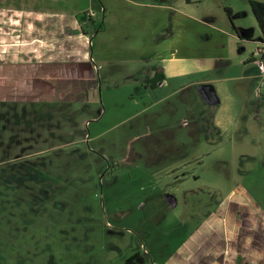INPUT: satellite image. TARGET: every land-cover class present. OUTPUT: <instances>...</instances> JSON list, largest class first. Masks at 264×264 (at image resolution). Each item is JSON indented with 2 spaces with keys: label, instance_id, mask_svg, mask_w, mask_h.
I'll return each mask as SVG.
<instances>
[{
  "label": "rangeland",
  "instance_id": "1",
  "mask_svg": "<svg viewBox=\"0 0 264 264\" xmlns=\"http://www.w3.org/2000/svg\"><path fill=\"white\" fill-rule=\"evenodd\" d=\"M105 1L120 12L95 16L106 32L90 34V89L34 104L0 100V264H125L135 254L138 264H162L235 202L264 215V51L253 55L263 43L253 41L262 33L251 0H167L164 13L146 8L158 0ZM155 13L184 18L172 31L216 56L217 68L152 88L148 69L160 59L122 63L139 54ZM204 19L228 34L203 42ZM161 26L159 37L171 34ZM202 84L218 105L202 100ZM38 116L29 132L24 120Z\"/></svg>",
  "mask_w": 264,
  "mask_h": 264
},
{
  "label": "crops",
  "instance_id": "2",
  "mask_svg": "<svg viewBox=\"0 0 264 264\" xmlns=\"http://www.w3.org/2000/svg\"><path fill=\"white\" fill-rule=\"evenodd\" d=\"M78 1L72 0L68 5L64 3L65 0H0V94L7 93V96L15 97L21 91L26 99L43 98L52 101L59 96L60 91L91 88L95 76L89 56L94 42L92 43L90 34L83 32L78 16L84 13L88 16V11L92 9L98 15L102 14L105 22L110 12L120 10L114 3V9L108 8L105 0H100L101 9L93 8V0H87L86 6L78 9ZM117 2L122 7L138 3L135 0ZM189 2L191 4L192 0ZM165 3L167 0H158L157 4H147L146 8H154L162 13L172 10ZM178 14L187 15L181 11ZM179 15H171L166 20L158 17L161 16L160 13H155L151 18L147 14L139 54L128 53L124 60L117 57L122 63L136 60L147 66L151 63L149 59H160L161 66L148 69L149 73H154L153 77L158 74L164 76V80L155 88L158 85H168L171 80L217 68V61H220L216 56L208 55V51L205 55L194 51L184 43L188 35L184 38L183 34L180 35L181 31H172L184 19ZM202 22L203 25L198 23V33H202L199 35L203 42L228 34L209 24L211 21L207 19ZM114 24L107 23L106 26L110 29L115 27ZM159 24H162L161 31L171 29V34L159 37L156 31ZM131 29L134 30L132 27ZM100 32H106V29L103 28ZM125 39L129 41L128 37ZM221 44L222 42L218 45ZM207 46L211 47L209 44L205 47ZM101 47L105 45L102 44ZM180 47H184L183 56L178 55ZM224 47L221 46L220 49ZM153 77L147 79L148 86ZM236 201L240 202L242 199ZM236 205V202L232 204L234 211L222 210L211 221L212 225L195 230L162 264H264V215L250 210L251 208L246 209L245 206L237 209ZM251 221L254 222L248 226Z\"/></svg>",
  "mask_w": 264,
  "mask_h": 264
},
{
  "label": "trees",
  "instance_id": "3",
  "mask_svg": "<svg viewBox=\"0 0 264 264\" xmlns=\"http://www.w3.org/2000/svg\"><path fill=\"white\" fill-rule=\"evenodd\" d=\"M250 5H251L253 15L257 21V24L260 28L261 33H262V36L254 39L253 41L261 42L264 44V2H261L258 0H251ZM94 7L101 9L100 4H96ZM226 11H227L228 17H229V19L233 25L231 9H226ZM78 21L82 27L83 32H87V34L99 33L102 30V27L104 25L103 24L104 22L100 23V22H97L95 20H92L91 18H89L87 16L86 13L78 16ZM233 27H234V25H233ZM86 28L88 29V31L84 30ZM234 31H235L236 35L238 36V38L241 40L240 35H239L238 31L235 29V27H234ZM163 80H164V76L162 74H158L155 77H153L151 80H149V83L151 84L150 86L152 88H155V86L157 84H159L160 82H162ZM137 258H138V255L135 254V255L131 256L130 258H128L126 260L125 264H138L136 262Z\"/></svg>",
  "mask_w": 264,
  "mask_h": 264
},
{
  "label": "flooded vegetation",
  "instance_id": "4",
  "mask_svg": "<svg viewBox=\"0 0 264 264\" xmlns=\"http://www.w3.org/2000/svg\"><path fill=\"white\" fill-rule=\"evenodd\" d=\"M36 92V91H35ZM0 100H6V101H9V102H26V103H37L39 101H43L44 99L42 98L41 100L40 99H35L36 101L34 102L33 100L34 99H26L23 95H22V92L20 91V93L15 96V97H9L7 96V93L6 94H0ZM16 100V101H15ZM25 109V108H24ZM27 113L26 111L23 112V116L24 117H27ZM40 119L39 116L37 118H34L33 120H29V119H26L24 120L25 121V128L27 130H29V132H34L35 128H34V125L36 124V127H38L41 123H40ZM31 173V169L27 170V174H30Z\"/></svg>",
  "mask_w": 264,
  "mask_h": 264
},
{
  "label": "water",
  "instance_id": "5",
  "mask_svg": "<svg viewBox=\"0 0 264 264\" xmlns=\"http://www.w3.org/2000/svg\"><path fill=\"white\" fill-rule=\"evenodd\" d=\"M197 91L202 98V100L209 106H216L219 104V99L216 95L215 90L210 87L209 85L202 84L199 85L197 88ZM167 202L170 205L171 208L175 207L176 201L171 196H166Z\"/></svg>",
  "mask_w": 264,
  "mask_h": 264
},
{
  "label": "built area",
  "instance_id": "6",
  "mask_svg": "<svg viewBox=\"0 0 264 264\" xmlns=\"http://www.w3.org/2000/svg\"><path fill=\"white\" fill-rule=\"evenodd\" d=\"M97 15V13L96 12H93V11H91V12H88V16H89V18H96L95 16ZM260 45H262V46H260ZM264 44H260V43H258V49H257V51L255 52V54H253L254 56L255 55H260L264 50Z\"/></svg>",
  "mask_w": 264,
  "mask_h": 264
}]
</instances>
